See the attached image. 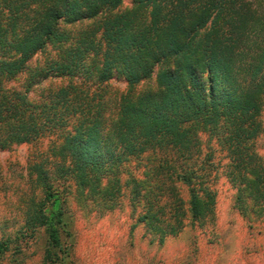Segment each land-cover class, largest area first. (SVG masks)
I'll use <instances>...</instances> for the list:
<instances>
[{
    "label": "trees",
    "instance_id": "16d2710c",
    "mask_svg": "<svg viewBox=\"0 0 264 264\" xmlns=\"http://www.w3.org/2000/svg\"><path fill=\"white\" fill-rule=\"evenodd\" d=\"M121 2L0 0V150L46 135L59 140L29 165L39 195L14 236L41 228V264H74L68 178L102 208L116 205L126 185L131 201L146 187L135 223L159 244L185 221L208 222L216 193L211 153L200 150L205 131L227 154L233 206L248 227L264 220V162L251 148L264 97V13L251 4L264 0H130L120 9ZM48 45L55 58L30 71L20 89L6 85ZM47 77L66 82L30 99L29 89ZM113 77L125 90L106 101ZM141 156L143 180L130 171L122 179L125 163ZM10 242L0 238V255Z\"/></svg>",
    "mask_w": 264,
    "mask_h": 264
},
{
    "label": "rangeland",
    "instance_id": "374dc122",
    "mask_svg": "<svg viewBox=\"0 0 264 264\" xmlns=\"http://www.w3.org/2000/svg\"><path fill=\"white\" fill-rule=\"evenodd\" d=\"M130 5L122 0L120 9ZM264 13V3L251 4ZM261 5V6H259ZM73 28V27H69ZM57 51L50 45L38 51L27 61L26 68L10 79L6 85L20 89L29 72L56 57ZM65 79L47 77L33 85L28 97L36 100L44 89L56 87ZM153 84V77L140 84ZM95 85L91 86L94 89ZM103 98L108 101L115 93L125 90L122 79L113 77L106 85ZM261 130L251 142V148L264 162V97L258 114ZM201 154L211 153L210 182L216 193L212 218L201 226L196 223L184 226L174 235L165 237L159 244L147 233L142 223H135L141 213L146 187H140L139 200L131 201L130 184L122 187L117 204L102 208L97 199L87 196L85 189L76 186L73 179L64 181L65 207L69 212L70 257L74 264H264V220L249 222L240 216L233 206L235 188L224 175L228 157L214 136L199 133ZM56 135H46L31 143H14L0 150V238L10 239L9 249L0 255V264H41L45 239L41 228L33 236H20L24 230V210L30 199L39 195V185L29 165L49 155L48 149L57 144ZM144 156V155H143ZM132 158L121 168L120 177L130 171L133 177L143 180L141 174L147 159ZM201 157V156H200ZM51 159V158H50ZM47 167L49 164L46 165ZM210 168V167H209ZM215 170V171H214ZM63 186V183H62ZM186 202L188 192L178 185ZM143 195V196H142Z\"/></svg>",
    "mask_w": 264,
    "mask_h": 264
}]
</instances>
